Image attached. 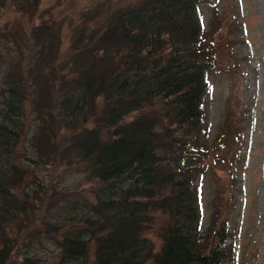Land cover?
Here are the masks:
<instances>
[{
  "label": "trees",
  "instance_id": "16d2710c",
  "mask_svg": "<svg viewBox=\"0 0 264 264\" xmlns=\"http://www.w3.org/2000/svg\"><path fill=\"white\" fill-rule=\"evenodd\" d=\"M201 1L127 0L108 9L89 32V21L76 27L71 47L77 52L63 61L71 78L62 80L54 107L59 121L84 128L76 158L88 161V174L99 184L91 198L75 199L62 215L73 225L62 235L53 264H79L92 242L94 264H221L229 259L222 236L212 243L205 239L195 184L203 172L199 140L206 71L219 58L213 51L217 41L204 34ZM56 34L45 23L31 29L41 65L54 64ZM15 69L4 76L2 152L14 151L25 132L29 90ZM97 98L104 101L105 124L86 128ZM157 104L160 108L151 112ZM133 112L139 114L127 118ZM78 120L80 125L73 123ZM43 134L33 133L31 143L40 156H54L57 149L42 145ZM22 171L13 163L5 171L0 162V264L13 260L15 233L9 237L8 228L33 205L31 197L19 198ZM156 210L167 217L158 248L144 234ZM32 247L20 263L44 261Z\"/></svg>",
  "mask_w": 264,
  "mask_h": 264
},
{
  "label": "rangeland",
  "instance_id": "374dc122",
  "mask_svg": "<svg viewBox=\"0 0 264 264\" xmlns=\"http://www.w3.org/2000/svg\"><path fill=\"white\" fill-rule=\"evenodd\" d=\"M126 1L0 0V106L10 70L19 68L29 90L23 106L25 132L14 151H0L5 171L12 163L23 168L19 198L33 199L30 212L7 230L9 237L15 233L11 264H22L32 246L43 257L40 264H53L62 235L73 225L62 215L75 199L91 198L99 184L88 174V161L76 158L75 144L84 128L59 121L54 104L62 80L71 78L63 61L77 52L71 47L76 27L89 21V32L108 9ZM200 11L204 34L217 41L213 51L219 57L206 71L204 135L199 140L203 172L195 179L201 229L209 243L224 238L229 259L221 264H264V0H204ZM38 23L52 26L59 36L52 43L53 51L57 43L54 64L41 65L36 55L39 45L31 29ZM159 108L154 105L151 112ZM103 110V99H95L86 128L102 129ZM73 123L80 125L79 120ZM39 130L44 132L42 145L57 149L54 156L42 157L33 147V133ZM166 222V215L156 210L153 222L144 226L155 248ZM94 252L92 242L79 264H94Z\"/></svg>",
  "mask_w": 264,
  "mask_h": 264
}]
</instances>
